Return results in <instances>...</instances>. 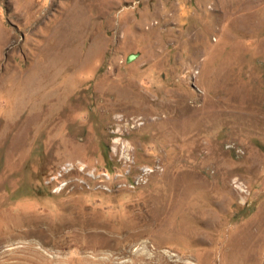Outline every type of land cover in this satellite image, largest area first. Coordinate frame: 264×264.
Wrapping results in <instances>:
<instances>
[{
  "label": "rangeland",
  "instance_id": "374dc122",
  "mask_svg": "<svg viewBox=\"0 0 264 264\" xmlns=\"http://www.w3.org/2000/svg\"><path fill=\"white\" fill-rule=\"evenodd\" d=\"M0 264H264V0H0Z\"/></svg>",
  "mask_w": 264,
  "mask_h": 264
}]
</instances>
